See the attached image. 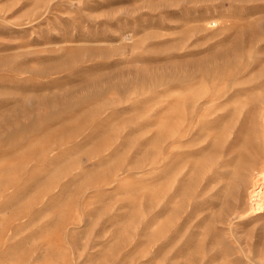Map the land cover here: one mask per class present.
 <instances>
[{"label": "rangeland", "instance_id": "rangeland-1", "mask_svg": "<svg viewBox=\"0 0 264 264\" xmlns=\"http://www.w3.org/2000/svg\"><path fill=\"white\" fill-rule=\"evenodd\" d=\"M263 185L264 0H0V264H264Z\"/></svg>", "mask_w": 264, "mask_h": 264}, {"label": "bare ground", "instance_id": "bare-ground-1", "mask_svg": "<svg viewBox=\"0 0 264 264\" xmlns=\"http://www.w3.org/2000/svg\"><path fill=\"white\" fill-rule=\"evenodd\" d=\"M217 23V22H216ZM80 34V33H79ZM261 181V180H260ZM264 186V185H263ZM259 189V188H258ZM256 193V192H255ZM255 196H257L258 197V195H255ZM256 200V199H255ZM257 201V200H256ZM255 201V202H256ZM261 202V201H260ZM260 202H258V203H260ZM254 204V203H253ZM254 205H256V204H254ZM261 207V206H260ZM255 208V207H254ZM260 209V208H259Z\"/></svg>", "mask_w": 264, "mask_h": 264}]
</instances>
